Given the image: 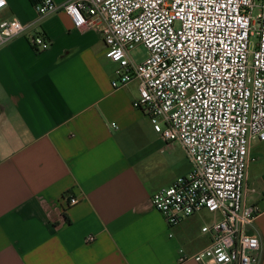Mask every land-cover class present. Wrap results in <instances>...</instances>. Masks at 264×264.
Returning <instances> with one entry per match:
<instances>
[{
	"label": "crops",
	"instance_id": "1",
	"mask_svg": "<svg viewBox=\"0 0 264 264\" xmlns=\"http://www.w3.org/2000/svg\"><path fill=\"white\" fill-rule=\"evenodd\" d=\"M7 3L0 22L32 26L0 47V264H199L211 241L202 228L219 216L170 227L154 208L151 197L192 162L135 107L136 80L112 87L117 65L100 30L63 11L41 19L30 0ZM31 36L50 47L38 51ZM250 157L246 202L263 209L264 247V141Z\"/></svg>",
	"mask_w": 264,
	"mask_h": 264
},
{
	"label": "built area",
	"instance_id": "2",
	"mask_svg": "<svg viewBox=\"0 0 264 264\" xmlns=\"http://www.w3.org/2000/svg\"><path fill=\"white\" fill-rule=\"evenodd\" d=\"M36 10L41 19L63 11L78 29L97 27L117 65L112 87L136 80L135 107L161 139L185 149L191 171L151 202L170 227L202 211L219 216L202 228L211 241L193 259L261 264L255 221L263 209L246 202V185L251 145L264 141V0H43ZM31 26L0 22V47ZM29 40L38 51L50 47L42 36ZM136 44L148 50L141 63L131 56Z\"/></svg>",
	"mask_w": 264,
	"mask_h": 264
},
{
	"label": "rangeland",
	"instance_id": "3",
	"mask_svg": "<svg viewBox=\"0 0 264 264\" xmlns=\"http://www.w3.org/2000/svg\"><path fill=\"white\" fill-rule=\"evenodd\" d=\"M257 12H254L256 15ZM257 43L256 38L252 39V48L254 50L255 44ZM131 56L135 59L137 63L143 62L148 56V50L141 44H136L134 48L131 50Z\"/></svg>",
	"mask_w": 264,
	"mask_h": 264
},
{
	"label": "trees",
	"instance_id": "4",
	"mask_svg": "<svg viewBox=\"0 0 264 264\" xmlns=\"http://www.w3.org/2000/svg\"><path fill=\"white\" fill-rule=\"evenodd\" d=\"M32 4L39 5L43 0H30Z\"/></svg>",
	"mask_w": 264,
	"mask_h": 264
},
{
	"label": "clouds",
	"instance_id": "5",
	"mask_svg": "<svg viewBox=\"0 0 264 264\" xmlns=\"http://www.w3.org/2000/svg\"><path fill=\"white\" fill-rule=\"evenodd\" d=\"M3 4V0H0V5H2ZM255 243V242H254Z\"/></svg>",
	"mask_w": 264,
	"mask_h": 264
}]
</instances>
